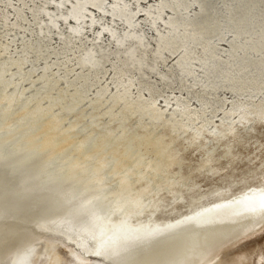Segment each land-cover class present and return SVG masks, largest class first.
<instances>
[{
  "label": "bare ground",
  "instance_id": "obj_1",
  "mask_svg": "<svg viewBox=\"0 0 264 264\" xmlns=\"http://www.w3.org/2000/svg\"><path fill=\"white\" fill-rule=\"evenodd\" d=\"M143 1L0 0L3 108L10 111L24 100L23 109L49 115L47 144L56 136L66 140L81 118L80 112L62 111L86 102L94 116L105 96L104 113L117 120L114 129L132 117L162 128L155 139L141 137L142 145L152 141V154L139 159L134 171L119 141L95 158L96 163L112 153V166L100 173L116 175L121 189L139 185V193L146 186L136 174L144 167L156 165L165 174L178 164L182 148L223 140L228 147L242 145L253 137L246 132L254 131L256 120L264 123V0H155L142 7ZM245 124L238 133L236 126ZM83 159L60 185L59 179L44 182L55 172L18 175L12 162L0 161V218L12 222L0 227V260L11 245L17 255L7 264H62L49 244L41 252L34 240L25 243L30 234L41 236L31 227L20 230L16 223L25 220L36 230L60 234L79 250L68 252H82L78 259L94 264H212L264 226V187L234 197L220 187L187 213L154 218L130 200L104 202V191L83 181L89 153ZM212 161L202 162L206 171L218 168H207ZM163 197L157 194L153 205L160 206ZM15 229L20 232H10Z\"/></svg>",
  "mask_w": 264,
  "mask_h": 264
},
{
  "label": "rangeland",
  "instance_id": "obj_2",
  "mask_svg": "<svg viewBox=\"0 0 264 264\" xmlns=\"http://www.w3.org/2000/svg\"><path fill=\"white\" fill-rule=\"evenodd\" d=\"M154 2L155 0H145L141 4L143 7ZM141 15L142 13L138 14L139 17ZM11 17L12 16L10 15L9 18ZM2 32L3 30L0 29V34ZM0 40L3 39L0 37ZM1 49L2 46L0 45V58L4 57V55L1 54ZM28 92L30 95V90ZM28 94L25 95V97H27ZM105 97L102 108L99 111H94V116H90V111L87 107L88 103L86 102H82L80 106L75 108L72 112L62 111L61 113L67 116H72V113L76 111L80 112L81 118L76 120L77 124L67 135L68 138L66 140L56 136L53 138L51 144H47L45 142V137L48 134V131L46 130L44 123L46 119H48L49 115H34L32 114L34 110L30 109V107L29 109L26 107L23 109L24 100H21L23 102H19V104H17L10 111H6L3 108L5 107V105L3 106L4 102H0V110L2 109V114H0V140L3 141L0 142V161L6 160L8 162H12L10 164L13 167L9 164V166L13 169L11 171L13 173H17L18 175H21L26 171V173L30 171L35 173L41 170L55 172L43 177L45 179L44 182H54L56 179L55 184L58 183L57 185H60L73 170H76L84 165V155L85 153H89L91 160L87 161L88 167L85 169V177L83 181L88 179L87 185L89 187H95L96 190H100L101 192L104 191L105 196L102 195L105 198L104 202H110L117 197L130 200L128 202L132 206L137 207L138 211L142 214L147 212L146 215H153L152 217L156 215L154 218L162 217L170 219L173 215L177 216L179 214L187 213L201 204L204 199H209L213 193L212 191L214 190V192H216L220 187H227L230 190L228 195H233V197L241 195L242 193L250 192L251 189L253 190L264 187V123L259 122L257 119L256 123L253 125V127H255L254 131L246 132L247 135L251 134L253 137L242 143V145L234 146V144L233 146L230 145V147H232L230 148L223 140L220 142L204 141L194 150L190 147L184 146L185 148L180 150L181 155L179 161L177 162L178 164L166 169L165 174L157 173L159 168H157L156 165L144 167L141 169L143 173L138 172L136 174L138 176L140 174L142 175L140 178L143 180L142 183L146 186L145 190L139 193V185L135 186V189L130 188L131 190L125 188L121 189L116 175L100 173V171L106 172V170L112 166L115 159L114 155L111 153L105 158L99 159L96 163L95 158L101 155L103 151L110 149L114 143L119 141L118 150L130 156V160H132V162L128 167L130 170L134 171L138 168V165L135 163L139 159L142 157L147 159L151 156L153 148L150 145L152 141L149 142V140H152L153 138L155 139L161 132L162 128L159 127L157 129L156 125H151V123L148 124L149 122L147 120L143 121L144 124H141L135 117H132L128 119L119 130L114 129V125L117 120L114 117H111L108 113H104V110H106V106L104 105L108 100V98ZM101 100L103 99L101 98ZM27 105L31 106L29 104ZM54 111L57 112V109L54 108ZM253 111H255V109H253ZM165 115L167 114L165 113ZM248 119L253 120V117L248 116ZM246 125L247 124L242 126L237 125L236 131H238V133L241 131L244 132L242 127ZM144 133L148 134L146 139L148 138L149 140H147V143L145 142V145H142L144 141L141 142V137H144ZM152 134H154V136L150 139L151 137L149 136H152ZM99 141H102L103 143L101 142L98 150H93L94 145L96 142L99 143ZM177 142H174L172 147L181 149V146H179ZM41 145L44 147L42 148ZM235 150L237 151V155L232 157L230 152H234ZM12 157L15 158L13 159ZM35 157L38 160L35 159ZM8 158H11L12 160H9ZM207 158L216 160L206 163V166L208 165L207 168L209 165L218 164V168L215 171L211 172L204 169L206 167H203L202 162ZM29 160L32 161L29 162ZM26 161L28 162L26 163ZM215 165H213V167ZM22 166L23 168H20ZM27 168L28 170H25ZM31 172L30 174H33ZM100 174L104 176L103 179L100 178ZM14 176L15 175H10V177ZM252 178H254L253 181ZM57 179H59V182H57ZM256 183L257 185H255ZM157 194H164L163 198H165V201H163V203L158 207L153 205V202L151 201L152 198L157 197ZM174 195H176V197ZM191 197H195L194 200ZM162 206H164V209L162 208L164 211L162 214L163 216L160 214V211L158 212ZM25 221L16 223L19 225L20 230L25 228V231L31 227L30 229L35 230V234H41L40 239H36L33 234H30V237L24 240L25 243L29 239L37 242L36 251L41 248L43 249L41 252H47L48 250H44L46 248L43 246V243H47L51 248H55V252L62 258V264L95 263L94 261L88 259L85 261L79 260L78 258L83 256L82 252L72 254L68 252V249H73L74 246L71 245V243L69 244L63 237L61 238L60 234H53L51 232L47 233L38 229L36 230L32 222L29 221V223L27 221L26 223ZM10 223L12 222L0 218V227ZM10 232L19 233L20 231H16L15 229ZM42 235H45V237H42ZM9 239L3 240L8 242ZM19 246L22 247L21 243ZM8 247L10 254H5L3 252L1 254L0 264H7L4 261H9L10 258H15L14 255H12L14 252L12 250L13 247H11V245ZM16 247L15 249H18V247ZM5 248L6 247L2 246L3 251ZM15 252L16 253L13 254L16 256L17 250ZM86 256L87 255L84 257ZM45 260H47V258H45ZM83 261L85 263H83ZM212 264H264V226L256 233V235L254 234L253 236L238 243L235 247L223 252Z\"/></svg>",
  "mask_w": 264,
  "mask_h": 264
}]
</instances>
